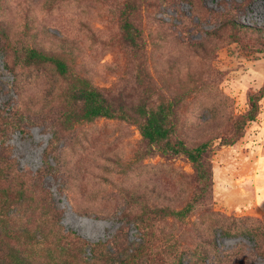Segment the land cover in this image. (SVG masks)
<instances>
[{
	"label": "rangeland",
	"instance_id": "374dc122",
	"mask_svg": "<svg viewBox=\"0 0 264 264\" xmlns=\"http://www.w3.org/2000/svg\"><path fill=\"white\" fill-rule=\"evenodd\" d=\"M127 1L0 0L12 45L43 48L69 66L63 78L51 66L16 64L0 33L8 166L0 186L21 194L8 224L47 247L18 253L30 264H95L97 252H107L104 264L140 253L154 264H230L236 253L240 264H264L252 234L264 221V97L234 144H212L213 186L203 197L193 163L163 153L138 124L64 119L85 81L134 115L171 104L175 139L189 147L230 138L264 86V0H132L141 53L121 30ZM162 209L183 214L159 217ZM6 251L0 264H14L4 257L16 252Z\"/></svg>",
	"mask_w": 264,
	"mask_h": 264
},
{
	"label": "trees",
	"instance_id": "16d2710c",
	"mask_svg": "<svg viewBox=\"0 0 264 264\" xmlns=\"http://www.w3.org/2000/svg\"><path fill=\"white\" fill-rule=\"evenodd\" d=\"M136 10V2L132 0L127 1L121 12L120 22L122 33L127 42L136 52L141 53L144 49V42L141 29L134 21V14ZM242 26L246 27L244 25ZM0 33L5 38L4 47L9 54H11L16 64L19 63L25 66L35 67L51 66L60 76L63 78H69V66L60 56L39 47H19L12 45L9 40V34L1 22ZM263 97L264 86L257 92L250 95L249 109L245 114L236 119L234 133L230 138H214L195 147H189L183 140L175 139V128L172 123L173 109L171 104H164L158 110H139V114L134 115L124 107H116L112 105L98 88L85 81L75 87L72 91L70 99L72 100L74 108L68 111L64 119L69 126L84 121H93L97 118H114L138 124L142 135L151 143L159 145L163 153L185 155L193 163L201 185L200 197H203L204 193L209 192L213 186V170L209 155L212 144L216 141V139H219V143L221 145L234 144L243 135L245 125L256 120L258 117L260 112V101ZM0 118H3L1 113ZM1 158L3 157L1 156ZM2 162L3 161L0 163V175L2 173L3 177H6L8 174V166H4ZM20 197V192L15 193L10 191L9 188L2 185L0 186V252L6 251L3 248L8 250L6 252H16L10 256L5 255L4 261H10V263L14 264H30L27 258L18 253L19 249L23 247L29 250V247L34 245L40 250L45 251L47 247L43 248L45 245L42 243V240H40L38 235H36L32 230L24 229L14 231L9 228L8 223H10L12 219L15 206L19 203L21 199ZM157 211L161 214V216L159 214V217H165L169 214H183V212L177 211L169 212L167 209ZM135 219L138 220L139 223H143L140 225L145 226L147 225V220H149V218L142 215L136 216ZM261 222H263V229H258V231L252 232V234L254 237H257L255 239L258 247L257 249L259 250L258 253L264 256V221ZM246 228H244L241 232L249 234ZM218 231L224 232L226 230L224 227H219ZM259 236L260 238H258ZM228 257L230 264H240L244 261L238 253L232 254ZM107 259H110L107 252H97L96 263L104 264ZM177 259V264H183L181 258L176 257V260ZM4 261L2 259V263ZM58 261L59 264H66L65 260ZM58 261L56 264H58ZM119 261V264H147L149 263L148 261H150L151 264H154L150 257H144L141 253L126 254V256L119 259Z\"/></svg>",
	"mask_w": 264,
	"mask_h": 264
}]
</instances>
